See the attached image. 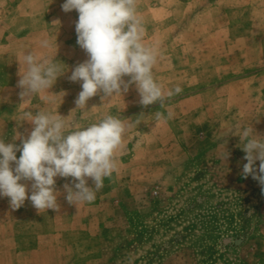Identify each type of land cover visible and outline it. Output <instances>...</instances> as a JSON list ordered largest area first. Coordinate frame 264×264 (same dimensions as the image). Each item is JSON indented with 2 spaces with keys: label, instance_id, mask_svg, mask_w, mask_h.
Listing matches in <instances>:
<instances>
[{
  "label": "rangeland",
  "instance_id": "374dc122",
  "mask_svg": "<svg viewBox=\"0 0 264 264\" xmlns=\"http://www.w3.org/2000/svg\"><path fill=\"white\" fill-rule=\"evenodd\" d=\"M63 3L0 0L6 143L31 132L24 111L67 117L76 108L81 83L68 77L88 57L77 44L78 13ZM137 11L143 42L157 51L155 78L165 92H182L145 107L133 85L123 96L90 98L83 119L73 112L82 124L111 114L130 125L117 169L92 202L69 204L64 185L72 178L61 177L58 210L39 212L30 200L14 209L0 197V264H264V193L243 178L240 138L228 135L240 125L264 136V0H137ZM44 39L49 48L40 47ZM30 51L68 71L21 104L22 54ZM22 183L31 195V181Z\"/></svg>",
  "mask_w": 264,
  "mask_h": 264
},
{
  "label": "clouds",
  "instance_id": "9594fccd",
  "mask_svg": "<svg viewBox=\"0 0 264 264\" xmlns=\"http://www.w3.org/2000/svg\"><path fill=\"white\" fill-rule=\"evenodd\" d=\"M61 7L66 13L77 11V44L88 57L68 77L80 82L82 89L71 114L80 109L83 119L90 98L100 93L102 100L123 96L133 85L139 103L145 107L163 106L166 98L182 92L179 86L165 92L154 76L158 55L154 47L143 42L145 29L137 0H64ZM39 45L45 49L51 46L47 39L39 41ZM22 62L25 67L17 84L21 104L49 91L68 71L55 57L31 51L22 54ZM71 114L63 117L57 110L49 109L37 110L35 114L24 111L20 120L33 126L29 135L24 138L17 134L14 139L19 138L20 144L6 143L0 137V197L9 198L12 208L18 209L30 200L39 212L58 210L57 177L72 178L71 185H64L69 204L92 202L104 179L116 171L117 157L125 146L124 136L130 125L111 114L97 122L82 124L72 119ZM161 116L162 113H156L158 119ZM229 134L240 138L245 153L243 178L251 176L264 193V136L258 135L252 126L240 125L230 129ZM225 152L227 160L230 154ZM88 178L92 187L88 186ZM22 181H31V195Z\"/></svg>",
  "mask_w": 264,
  "mask_h": 264
}]
</instances>
